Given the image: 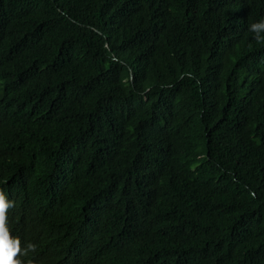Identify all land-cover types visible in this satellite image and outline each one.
Returning <instances> with one entry per match:
<instances>
[{"label": "trees", "instance_id": "trees-1", "mask_svg": "<svg viewBox=\"0 0 264 264\" xmlns=\"http://www.w3.org/2000/svg\"><path fill=\"white\" fill-rule=\"evenodd\" d=\"M261 20L264 0H0L21 264H264Z\"/></svg>", "mask_w": 264, "mask_h": 264}, {"label": "clouds", "instance_id": "clouds-1", "mask_svg": "<svg viewBox=\"0 0 264 264\" xmlns=\"http://www.w3.org/2000/svg\"><path fill=\"white\" fill-rule=\"evenodd\" d=\"M249 31L254 34V39L257 42H264V20L252 23L249 25ZM13 202L9 201L4 193L0 191V264H21L17 258L21 254L27 255L29 251L34 250L32 244L21 250L20 241L13 239L10 235L7 226V213L10 207H13Z\"/></svg>", "mask_w": 264, "mask_h": 264}]
</instances>
